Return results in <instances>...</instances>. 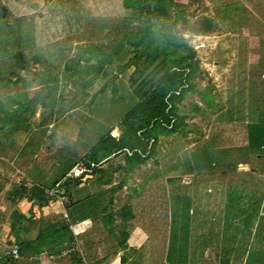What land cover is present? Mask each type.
<instances>
[{
  "label": "rangeland",
  "instance_id": "rangeland-1",
  "mask_svg": "<svg viewBox=\"0 0 264 264\" xmlns=\"http://www.w3.org/2000/svg\"><path fill=\"white\" fill-rule=\"evenodd\" d=\"M16 1L21 0H0L4 9L0 20V141H12L16 135L12 134L15 128H22L23 132L26 129V121L29 123L27 119L33 118V112L41 110V119L44 121L46 118L50 122L51 139L61 136L62 153L67 152L68 167L72 163H80L69 171L68 175L73 176L78 172L77 166L82 167V157L104 131L110 129V133L117 137L118 121L131 103L132 79H143L147 71L133 75L131 66L122 71L118 70L133 55L132 50L125 46L117 57L112 58L110 63L101 69L91 83L87 82L92 76L91 69V73L88 70V74L82 77L68 78L67 73L63 76L60 74L63 67L71 64L70 60L78 57L81 66L95 64V57L88 62L83 60L86 55L81 49L105 43L107 30L118 19L120 0H23L20 6L15 5ZM175 1L184 9L188 27L197 28L203 24V20H209L212 24L208 34L199 36L192 35L189 28H185L180 21H177L175 26V34L181 36L185 44L195 51L194 70L191 75L193 89L186 92L182 101L177 104V115H184L181 130L187 133H157L158 143L154 147L156 162L148 160L143 166L136 168L131 177L135 182L127 181L124 186L125 173L118 172L112 175L109 185L98 186L92 179L85 184L90 192L98 190L102 193L101 204L105 206L110 196V188L120 186L112 196V214L115 221L113 232L117 234L122 228L117 212L124 204L125 197L129 195V185H138L145 177L150 178L155 172L167 175L163 178L164 183H160L162 186L157 182H148V186H152L150 190L143 192L135 201L137 211L147 206V219L153 222V229L149 230H153L154 235L163 233L166 236L163 264H193L195 261L204 264L203 258L190 256V253L205 247L213 253L208 255L213 264H231L221 258L227 254L235 240L239 252L232 264H239L242 258L243 264H264V204L260 207V192L251 191L264 190V181L236 176L237 173H248L249 170H238L230 166L224 168L222 157L218 159L221 161L219 164L215 159L216 154H212L214 150H220L218 147L221 144H215L223 139L217 143L212 141L219 131L227 135V141L223 142L225 145L235 146L246 137L245 131L240 134L239 127L232 131L220 128L216 112L221 111L222 116L226 112L225 118L221 117L225 123L232 120L243 123L244 118H237L235 112H244L250 107L256 109V106H252V103L245 106L246 96H240V93L236 95L237 89L247 87L248 99H255V95L264 97V79L261 77L264 73V51L259 53V63L254 67L245 68L244 77H240V73L236 75L240 71L237 69V61H241L242 56L235 46V34L244 28L243 32L261 35L259 44L262 50L264 49V0ZM130 28L124 27L123 30ZM15 53L21 54L28 69L22 70L24 63L12 57ZM138 64V68L142 70L141 62ZM151 68L150 66L148 72ZM53 76L57 77L58 81L48 83ZM240 78L244 80L241 81ZM11 79H14V82L18 79L21 83L31 80V83L36 84L43 81V88L45 87L44 91L48 97L40 98V95H43L41 90V94L34 93L29 99L25 96L19 98L15 96V88L9 91L14 85ZM25 82L23 86H29ZM102 86L103 92L97 94V90ZM38 90L39 87L35 92H39ZM254 90H258V94ZM40 101L43 103L40 104ZM11 105H15L14 110H10ZM259 107L263 109H260L261 115L258 116L257 123L264 124V104ZM41 119L39 123H43ZM30 123L29 125H34L35 122ZM43 132L44 130L30 135L31 145L51 141L49 138H42ZM209 142L210 147L200 150ZM190 155L196 164L208 171L210 179L193 180L183 176L185 172L181 171L188 166L183 162L188 161ZM227 157H231L232 162L246 161V158L239 156L236 151ZM173 159H177L179 165L172 163ZM122 163V155H117L109 157L101 166ZM180 172L183 173L182 176ZM224 172L227 173L224 175L226 181L218 179ZM213 178H217L216 181L213 182ZM185 179L188 180L187 183ZM160 186L164 195L162 198L159 195ZM84 193L83 196H87L86 191ZM58 202L59 204L56 201L47 204V209L42 211L43 217H40L38 222L27 225L28 229L33 228V232L35 228L38 230L61 217L67 202L66 199H58ZM202 204L209 207L208 211L203 212L206 218L200 222L193 221L196 212L198 213V208L193 206ZM156 209V214L151 212ZM57 210L61 214L58 215ZM11 213L4 214V217L10 219ZM139 213L137 212V215H140ZM95 215L97 213L89 214L92 218ZM161 215L164 217V228L161 229L158 221L157 228H154L155 219ZM83 226L85 229L86 225ZM71 231L76 235L75 227H71ZM1 244L0 241V246ZM5 244L14 246L12 238ZM114 256L117 258L116 254ZM37 262L68 264L50 259H39ZM0 264H3L1 257Z\"/></svg>",
  "mask_w": 264,
  "mask_h": 264
},
{
  "label": "trees",
  "instance_id": "trees-1",
  "mask_svg": "<svg viewBox=\"0 0 264 264\" xmlns=\"http://www.w3.org/2000/svg\"><path fill=\"white\" fill-rule=\"evenodd\" d=\"M119 7L118 19L107 30L105 43L93 44L89 48L81 49L86 55L83 60L88 62L92 57H95V64L81 66L78 57L70 60L71 64L63 67L60 74L63 76L67 73L68 78L82 77L88 74V70L90 72L91 69L92 76L87 80L91 83L112 58L117 57L125 46L129 47L133 55L118 70L122 71L131 66L133 75L144 71L147 73L141 80L132 79L130 84L132 85L131 103L120 117L117 125L122 130L117 137H114L110 133V129H107L95 140L80 160L84 171L73 176H61L46 188L31 185L26 190L21 185L15 186L12 196L15 195V197L23 198L29 202L30 210L27 218L17 212L10 214L8 228L18 256L14 260L2 256L3 250L9 247L5 242L2 243L0 257L3 264H38L37 258L42 253L56 256L62 252H65L64 256L67 258L68 264H98L99 261L86 262V259L91 261L90 234L92 230L88 233V239L81 238L84 239V243L80 247L83 248L82 252L76 250L75 247V241L80 238V235H73L71 231V226L79 219L92 221V217L89 216L91 213L98 215L93 217V232L94 234L99 233V239L105 244L102 248L103 257L120 251L122 254L119 256V264H124L125 253L123 251L126 248L127 233L123 226L117 231V234L113 233L114 218L110 211L112 193L120 186L110 188L106 206L101 204V192L94 196L88 194L87 196H78L77 194L86 189L80 188L72 192L71 188L86 183L90 179L98 186L109 185L114 173H127L131 167L142 164L154 156L157 133L179 132L181 135L187 133L179 128L183 125L184 116L177 115V104L181 102L186 92L193 89L191 75L194 70L195 51L174 32L177 21H180L185 28L188 27L184 18V9L175 0H120ZM3 11L4 9L0 5V20ZM124 27L131 28L124 31ZM188 28L192 34L208 33L212 24L209 20H203L201 26ZM12 57L24 63L21 54L15 53ZM139 62H141L142 70L138 68ZM150 66L152 68L148 72ZM23 69H28L26 62L22 66ZM51 79L48 81L50 84L58 81L55 76ZM25 81L28 85L31 84V80ZM103 90L104 86L97 90V94L102 93ZM234 151L239 156L246 158L245 163L253 168L255 173L264 177V124H247L244 147L214 150L212 154H216L215 159L219 161L220 157L224 159ZM117 155H122V164L101 166L102 163L109 160V157ZM75 164L76 162L72 163L68 170ZM237 164L238 161L235 160L232 162V167L234 168ZM50 189L53 190L52 194L47 196L46 191ZM56 198L66 199L65 214L59 216L55 222L38 228L32 240L21 241L19 234L28 230L27 225L39 221V209L46 206L48 201ZM79 212L81 215L78 216ZM118 215L121 218V223L124 224L126 215L123 207ZM97 218L98 226L96 225Z\"/></svg>",
  "mask_w": 264,
  "mask_h": 264
},
{
  "label": "crops",
  "instance_id": "crops-1",
  "mask_svg": "<svg viewBox=\"0 0 264 264\" xmlns=\"http://www.w3.org/2000/svg\"><path fill=\"white\" fill-rule=\"evenodd\" d=\"M21 1H16L17 3H15L16 6H20L22 5ZM25 4V3H24ZM256 15V14H255ZM244 28H241L240 31H238V33H236V48L238 52H241V56L242 59L241 61H237V69H239L240 71L237 74H239L238 76L240 77H244V73L243 70L247 67H254L259 63V59H260V55L259 53H261L262 51H264V49L262 50L260 43V38L261 35L259 34H248L246 32H243ZM208 33H198V34H192L194 36H199V35H206ZM241 45V46H240ZM261 77H263L262 79H264V73L261 75ZM16 80V79H15ZM240 80H244V78H240ZM12 82H14V79H11ZM18 81V82H17ZM16 82H14V85H12L13 87H10V90H13L15 88V96L19 97V98H23L24 96L29 99L30 97H32L34 95V93H40L41 91V86H43L41 83L36 84V83H31V85L24 87L23 81L22 83L17 79ZM15 86V87H14ZM262 86H264V80L262 83ZM39 87V92H35L36 89H38ZM45 89V87H44ZM211 89V88H210ZM255 91V90H254ZM190 92V91H189ZM238 92V93H237ZM236 95H238L240 93V96L244 94V96H249V92L246 88H240L239 90L237 89ZM251 92V91H250ZM258 94V90L255 91ZM42 97H48L47 93H43V95H40V98ZM245 97V106L246 105H251L252 106H256V109H252L253 107H250L248 110L245 109V111H241V110H237V112H235V116L237 118H244L243 123H241V121H227L225 123V121H222L221 117L223 118L226 114V112L224 113V115L222 116L220 113L221 111L218 110V112H216V114L218 115L217 120L220 122L218 125L220 128H222L223 130H234L237 127H239V131L240 134L242 135V133L245 131L246 133V126L247 124L250 123H257L258 122V116L261 115L260 109H263L261 106L262 104H264V97L259 98L258 95H255V99L250 98L248 99V97ZM183 99V98H182ZM263 99V100H262ZM204 100V99H203ZM1 101V99H0ZM182 101V100H181ZM42 104L43 101H40ZM239 103V102H238ZM259 103V104H258ZM261 104V105H260ZM242 105V104H239ZM15 109V105H11L10 106V110H14ZM38 110V109H37ZM36 110V111H37ZM43 110V109H42ZM35 111V112H36ZM41 111V110H40ZM40 111L38 110L36 113L33 112V118H28L27 120L29 121V123H27L26 121V129L23 130V132H21L22 128H15V130L13 131L12 134H16L15 137L13 138L12 141H8V139H4L2 141H0V241L2 243L6 242L8 239H11V234L8 228V224H9V217H4V214H8L10 212H17L21 215H23L24 217H28L29 216V210H30V203L25 201L23 198H18L12 196L13 191L15 190V186L16 185H21L22 187H24L26 190L31 186V185H38V186H44L49 187L50 184L60 178L61 176H68L69 171L73 168H71L70 170H68V165H67V152L62 153L63 150V143L61 140V136H59V138H53L51 139V134H49V132L51 131V125L50 122H48V120L46 118H44V121L41 119V114ZM32 112V110H31ZM243 112V113H242ZM181 116V115H179ZM184 116V115H182ZM233 116V115H232ZM40 117V118H39ZM225 118V117H224ZM235 118V117H234ZM38 119V120H37ZM42 120L43 123H39V120ZM30 122H35L34 125H29L31 124ZM241 123V124H240ZM225 126V127H224ZM224 127V128H223ZM50 128V130H49ZM181 128V126L179 127ZM44 130L43 132V136L42 138H49L51 139V141H47L45 143L39 142V144H37L36 146L31 145V143L29 142V138L30 135L37 133L38 131ZM22 133V134H21ZM161 133V132H159ZM21 134V135H20ZM157 137L158 135H156V143L155 146L157 145ZM227 135L226 133L221 134V132H218V135L213 137V143H217L219 142V140H222V142L215 144L216 146L220 145V147H218L219 149H227V148H242L246 145V137H244V139L242 138V141L240 140L239 144H236L235 146L229 145V144H224L223 142H226ZM211 141V142H212ZM214 145V144H213ZM214 146V147H216ZM203 148L200 150H204L207 147H210V142L209 144H205L204 146H202ZM27 149H29L30 151H27ZM202 153V152H201ZM200 153V154H201ZM201 158V157H199ZM148 160H152L153 162H156V156H152L150 158H148L144 163L142 164H137L133 167H131L130 171H128L127 173H125L124 176V186L127 185V181H136L135 179H131L133 171L136 170V168L143 166ZM223 160V167L224 168H233L232 167V159L231 157H225ZM220 160H219V164H220ZM246 161L240 160L238 161V164L234 167L237 168L238 170L240 168H238L239 166H246L247 167V172H243V173H237L235 174L236 176L240 175L241 178H252L255 180H261L264 181V178L258 174H256L252 169L249 168L248 164L245 163ZM175 165H179V162L177 159H173V162ZM184 165L187 164L188 166L183 168V170L181 172H185V174L183 176H188L191 177L193 180L196 179H210V176L208 175V171L201 167L200 165L196 164L195 161H193L191 155L188 161H184L183 162ZM80 163L76 162L75 165H79ZM196 164V165H195ZM239 165V166H238ZM222 167V168H223ZM221 168V169H222ZM244 169V168H241ZM180 172V175L182 176L183 173ZM227 173H222V176L218 177V179H224V181H226L227 179L224 178V175L226 176ZM171 176V175H170ZM130 177V178H128ZM149 177V176H148ZM145 177V180H142L138 185L137 184H132L129 185L130 191H129V195H127L125 197L124 200V204L122 206H120L119 211L117 212L120 213V209L123 207L124 211H125V221L124 224L121 225V227L123 226L126 233H127V237L125 240V246L126 248L124 249V253H125V263L124 264H155V263H160L163 264L164 262V256H165V251H166V244H167V239L166 236L161 233L160 235H154V231L153 230H149V229H153V222L151 223L150 221H148L146 214H148L147 212V206L140 211H137V206H136V199L138 197H140V195L145 192V191H149L150 188L152 186H148L151 182L154 184L155 182L157 183H164L163 182V178L167 177V175H163L162 173H153L151 174L150 178ZM239 177V176H238ZM168 179V178H167ZM166 179V180H167ZM217 179V178H216ZM215 178H213V182L216 181ZM186 180V179H185ZM149 182V184H147ZM188 182V180H186V183ZM162 186V184H160ZM160 186V191H159V195L162 198L163 192H162V187ZM86 189L83 190V192H81L79 195H84L85 191L86 194L94 196L97 193H99L98 190H96V192L92 191L90 192V190H88L87 184L85 183H81L80 185H78L77 187H73L71 188V191L74 192L77 189ZM250 189V188H249ZM256 189V188H255ZM53 190H47L46 191V195L50 196L52 194ZM117 191V190H116ZM115 191V192H116ZM250 191V190H249ZM252 192H260V207L264 204V190H251ZM114 192V193H115ZM208 193V190L206 191ZM76 193V192H75ZM114 193H112V196L114 195ZM210 195V192L208 193ZM194 196V195H193ZM58 199L62 200V198H56L53 201H56L58 204ZM51 201H48L47 204L51 203ZM114 200H112L113 202ZM46 204V206H47ZM198 204V203H197ZM162 206V205H161ZM111 212H114V210L112 209V204H111ZM156 207V206H154ZM194 208H198V213L196 212V215L193 217V221L197 220L198 222L202 221V219H205L206 216L203 214V212L208 211L207 209L209 207H206L205 204L199 205L198 207H195V205L193 206ZM157 208V207H156ZM45 209H47V207H42L39 209V216L43 217V212L45 211ZM63 211V210H62ZM57 210L58 215L61 214V212ZM98 212V209H97ZM137 212H140V215H137ZM152 213L156 214V211H151ZM258 212H260V209H258ZM65 211L63 212L64 215ZM144 214V215H143ZM198 214V215H197ZM98 216V215H96ZM143 216V217H142ZM203 216V217H202ZM120 221L121 218L118 215ZM114 218V215H113ZM159 219V220H158ZM156 222L154 228H157V221L159 222L158 225H160L163 229L165 224H164V217H162V215L158 218L155 219ZM258 220V219H257ZM76 223H74L71 227H75L77 229V233L76 235H80V238H78L75 241V247L76 250L82 252L81 250H83V248L81 249V245H83L84 243V239L85 237L87 238L89 235L88 233L91 232L90 234V240H91V250H92V255H91V261H86V262H91L93 263L94 261H99L98 264H119V256L122 254V252L117 251L116 255L117 258H115L114 254L111 253L109 255H106L105 257H103V247L105 246V244L99 239V233L94 234L93 232V228H94V224H93V218L92 221H90L89 219H79L77 221H75ZM96 225L98 226V218L96 221ZM146 223V225H145ZM115 224V221H113V226ZM256 224V223H255ZM86 225L85 229L84 226ZM28 229V227H27ZM33 228H29L27 231H23L22 233L19 234L20 240L21 241H26V240H32L34 238V236L36 235L35 232H37V228H35V231L33 230ZM153 232V233H152ZM114 233V232H113ZM150 233V234H149ZM152 233V235H151ZM11 237V238H10ZM84 238V239H81ZM88 239V238H87ZM109 243V242H108ZM107 243V244H108ZM195 244H197V241L195 240ZM231 248L227 251V254L221 258L222 260L225 259L227 260V262H231V264L233 262H235L236 260V256L237 253L239 252V250H237V245H236V240L234 243L231 244ZM101 249H102V254H101ZM200 251L194 250L192 253H190L191 255L194 256H198L199 258H203L204 264H213L212 260L210 259V257H208V255H210V251L209 249H207L206 247L203 249H199ZM237 251V252H236ZM65 252L60 253L59 255H45L44 253H42L41 255H39V257L37 258V261L41 260H59L61 262L64 263H68L67 258L64 256ZM213 255V253H211ZM219 254V253H218ZM103 257V259H102ZM50 263V261H47V263ZM82 262H84V260L82 259ZM41 263V262H40ZM193 264H203L201 261H198V263H196V261ZM228 264V263H227ZM239 264H243V258L241 259V262ZM260 264H262L260 262Z\"/></svg>",
  "mask_w": 264,
  "mask_h": 264
},
{
  "label": "built area",
  "instance_id": "built-area-1",
  "mask_svg": "<svg viewBox=\"0 0 264 264\" xmlns=\"http://www.w3.org/2000/svg\"><path fill=\"white\" fill-rule=\"evenodd\" d=\"M77 169H78V172H76V173H80V172L84 171V169L81 166H77ZM2 256L9 257V258H11L13 260L14 259H17V256H18L17 250H16V248L14 246H12V247H6L3 250V252H2Z\"/></svg>",
  "mask_w": 264,
  "mask_h": 264
},
{
  "label": "water",
  "instance_id": "water-1",
  "mask_svg": "<svg viewBox=\"0 0 264 264\" xmlns=\"http://www.w3.org/2000/svg\"><path fill=\"white\" fill-rule=\"evenodd\" d=\"M41 90H42V93H44L45 94V91H44V88H43V86L41 87ZM119 130V132H121V130H122V128H119L118 129ZM238 168H244V169H247V167L246 166H239Z\"/></svg>",
  "mask_w": 264,
  "mask_h": 264
}]
</instances>
